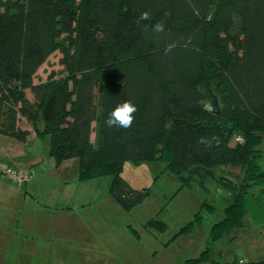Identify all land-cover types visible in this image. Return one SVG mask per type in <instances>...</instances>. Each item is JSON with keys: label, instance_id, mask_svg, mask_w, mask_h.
I'll return each instance as SVG.
<instances>
[{"label": "trees", "instance_id": "1", "mask_svg": "<svg viewBox=\"0 0 264 264\" xmlns=\"http://www.w3.org/2000/svg\"><path fill=\"white\" fill-rule=\"evenodd\" d=\"M145 11L150 21L139 19ZM56 52L61 72L34 83ZM125 100L138 109L132 127L107 128ZM18 115L37 138L49 136L58 165L79 161L82 182L112 177L124 209L150 196L122 177L125 165L161 162L182 190L204 181L228 193L210 244L245 231L247 197L264 192V0H0V134L24 143L31 133L17 128ZM211 252L185 264H219Z\"/></svg>", "mask_w": 264, "mask_h": 264}, {"label": "rangeland", "instance_id": "2", "mask_svg": "<svg viewBox=\"0 0 264 264\" xmlns=\"http://www.w3.org/2000/svg\"><path fill=\"white\" fill-rule=\"evenodd\" d=\"M61 57L59 52L52 54L34 83L60 73ZM25 126L20 124V131ZM260 150L264 153V136ZM27 151L28 157L41 161L31 167L41 173L37 193L0 177V264H36L39 254L53 256L48 247L54 246L60 264H185L205 251L211 227L224 218L230 204L228 193L218 189L217 182L204 188L202 181L182 190V181L164 163L141 162L127 163L122 177L135 190H150V196L126 210L111 194L112 177L82 182L77 159L58 165L50 155L49 136L32 141ZM260 164L264 168V159ZM217 175L221 176L220 171ZM58 198L68 204L59 212L48 207ZM205 204L215 207L214 213ZM246 207L249 229L228 236L240 237L233 246L227 239L217 243L216 249L232 255V248L244 243L242 237H263L264 197L258 196V189L251 191ZM198 214L202 222L191 234L181 235Z\"/></svg>", "mask_w": 264, "mask_h": 264}, {"label": "crops", "instance_id": "3", "mask_svg": "<svg viewBox=\"0 0 264 264\" xmlns=\"http://www.w3.org/2000/svg\"><path fill=\"white\" fill-rule=\"evenodd\" d=\"M28 98L32 99L31 94L28 93ZM3 118V122H5V117ZM25 124V131H29L31 135L28 137L26 142L21 143L17 141L16 139L8 136H4L0 134V165L2 167H12L18 170H21L25 173H29L30 176L29 181L26 183L24 187L21 189H24L25 191L30 190L31 193H37L38 184L37 181L39 180L41 173L36 172L33 170L34 166H38L40 164L39 158H33V155H29L28 157V146L32 141L37 140V136L35 133L32 132L30 125L27 123L26 119L21 117L20 115L17 116V128L20 130V124ZM22 130V129H21ZM65 164V163H64ZM31 168V169H30ZM2 178V177H1ZM3 179V178H2ZM3 180H0V183H2ZM40 183V181H39ZM258 196L264 197V192L261 189H258ZM62 198H58V202L54 204H50L48 207L55 208V211L59 212L63 205L61 201ZM47 205V204H46ZM68 207V206H67ZM42 208V207H40ZM250 224V220H249ZM251 225V224H250ZM249 229V228H248ZM247 229V230H248ZM262 229V235L263 237H242L241 240H243V244L237 247L232 248L233 254L225 253L219 249H216L215 245L219 242H222L224 240L229 239L232 246L234 245L233 242L237 241L240 237H225L219 242L210 244V237L207 240L208 244L206 248H211V257L214 262L219 264H232L236 263L239 264V261H244L246 264H259L264 262V227ZM246 231V230H245ZM243 232L240 231L239 234ZM238 234V235H239ZM245 238V239H244ZM50 251L53 252V256H47L45 255H37L39 257V262L37 259L36 264H60L59 258H57L58 251L56 250V247L54 246L52 249L51 247H48ZM236 249V251L234 250ZM211 264V263H206Z\"/></svg>", "mask_w": 264, "mask_h": 264}, {"label": "clouds", "instance_id": "4", "mask_svg": "<svg viewBox=\"0 0 264 264\" xmlns=\"http://www.w3.org/2000/svg\"><path fill=\"white\" fill-rule=\"evenodd\" d=\"M139 19L141 21H150L152 16L149 12H142ZM152 31L156 34L163 33L165 31L164 25L160 22H156L151 25ZM174 44H169L165 48V53L167 54L174 47ZM138 111L137 106L131 100H125L118 103L109 113L107 119L105 120V125L109 129H129L132 127L135 121V113ZM213 139L218 143L219 138L213 137ZM199 143H204L210 146L211 141L205 140L201 137L198 140Z\"/></svg>", "mask_w": 264, "mask_h": 264}, {"label": "built area", "instance_id": "5", "mask_svg": "<svg viewBox=\"0 0 264 264\" xmlns=\"http://www.w3.org/2000/svg\"><path fill=\"white\" fill-rule=\"evenodd\" d=\"M237 142H242L241 138L236 139ZM0 177H3L10 181L11 183L15 184L16 186L22 188L26 185L29 181L30 176L18 169L12 167H2L0 166ZM239 264H246L244 261H239Z\"/></svg>", "mask_w": 264, "mask_h": 264}]
</instances>
